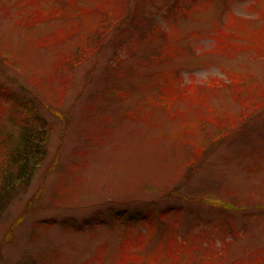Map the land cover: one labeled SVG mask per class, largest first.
Returning <instances> with one entry per match:
<instances>
[{
  "label": "rangeland",
  "instance_id": "obj_1",
  "mask_svg": "<svg viewBox=\"0 0 264 264\" xmlns=\"http://www.w3.org/2000/svg\"><path fill=\"white\" fill-rule=\"evenodd\" d=\"M0 47L52 124L0 264H149L140 234L264 264V0H0Z\"/></svg>",
  "mask_w": 264,
  "mask_h": 264
},
{
  "label": "trees",
  "instance_id": "obj_2",
  "mask_svg": "<svg viewBox=\"0 0 264 264\" xmlns=\"http://www.w3.org/2000/svg\"><path fill=\"white\" fill-rule=\"evenodd\" d=\"M156 26L159 27V25ZM0 92V98L5 97L2 102L8 110V121L19 129L18 135L8 130L4 134L3 131L0 133L1 215L14 198L29 189L36 169L46 160L52 124L40 115L32 101L26 100L7 88H0ZM144 236L146 235L140 234L138 241L135 242L134 253L142 254L141 258L146 255L149 264H157L155 258L160 260L159 264H213L214 262L215 255L210 252L207 245L201 244V247L195 250L188 245L184 246L186 243L179 237H174L170 243L172 247L178 248L180 245L184 250L166 260L163 255L164 252L167 253L165 245L160 242L159 245L154 246L150 236ZM20 264L36 263L22 262Z\"/></svg>",
  "mask_w": 264,
  "mask_h": 264
}]
</instances>
